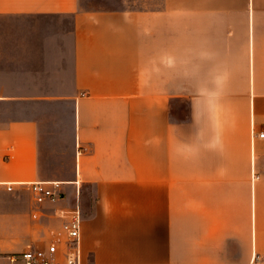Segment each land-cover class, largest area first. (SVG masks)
I'll return each mask as SVG.
<instances>
[{
  "label": "crops",
  "instance_id": "0c3cea01",
  "mask_svg": "<svg viewBox=\"0 0 264 264\" xmlns=\"http://www.w3.org/2000/svg\"><path fill=\"white\" fill-rule=\"evenodd\" d=\"M114 1L0 0V262L79 200L89 261L264 264V0Z\"/></svg>",
  "mask_w": 264,
  "mask_h": 264
},
{
  "label": "built area",
  "instance_id": "2783aa9c",
  "mask_svg": "<svg viewBox=\"0 0 264 264\" xmlns=\"http://www.w3.org/2000/svg\"><path fill=\"white\" fill-rule=\"evenodd\" d=\"M253 134H256L253 130ZM264 136V131L257 133ZM31 190L36 202L47 200L56 202L64 196L59 183L49 184L47 181L31 182ZM11 189L12 185L9 184ZM39 212L33 217L38 218ZM61 219L58 226L49 228L40 238L39 242L28 245L21 251L7 253L4 262L0 264H98L84 257L81 244V231L83 222V208L78 200L72 207H62L56 210ZM166 264V263H157Z\"/></svg>",
  "mask_w": 264,
  "mask_h": 264
},
{
  "label": "rangeland",
  "instance_id": "374dc122",
  "mask_svg": "<svg viewBox=\"0 0 264 264\" xmlns=\"http://www.w3.org/2000/svg\"><path fill=\"white\" fill-rule=\"evenodd\" d=\"M84 3H87L91 6H100V5H111V3L115 2L114 0H83ZM116 2H119L116 0ZM221 97H219L220 99ZM183 100V99H182ZM173 100L171 104V113L175 119H184L186 121L190 118V104H189V97H185L183 101L179 102Z\"/></svg>",
  "mask_w": 264,
  "mask_h": 264
},
{
  "label": "clouds",
  "instance_id": "9594fccd",
  "mask_svg": "<svg viewBox=\"0 0 264 264\" xmlns=\"http://www.w3.org/2000/svg\"><path fill=\"white\" fill-rule=\"evenodd\" d=\"M219 82V80H218ZM199 95L203 96L205 93L203 91H200L198 93ZM191 116H192V123H195V117H196V113H195V101L192 102V105H191ZM208 147H216V143H212L210 145H207Z\"/></svg>",
  "mask_w": 264,
  "mask_h": 264
}]
</instances>
